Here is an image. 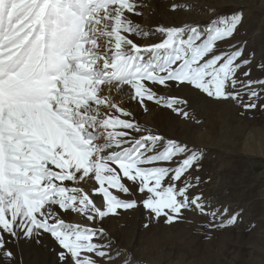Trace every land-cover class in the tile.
I'll list each match as a JSON object with an SVG mask.
<instances>
[{
    "label": "snow or ice",
    "instance_id": "6c2138e0",
    "mask_svg": "<svg viewBox=\"0 0 264 264\" xmlns=\"http://www.w3.org/2000/svg\"><path fill=\"white\" fill-rule=\"evenodd\" d=\"M145 8L149 0H0V264H25L22 244L46 257L39 264L122 255L132 264L104 227L130 212L144 228L188 211L207 216L210 230L237 222L238 212L192 191L203 153L123 105L192 119L187 98L161 94L188 88L241 115L264 110L255 54L231 43L243 12L146 27ZM72 214L91 226L68 222Z\"/></svg>",
    "mask_w": 264,
    "mask_h": 264
},
{
    "label": "rangeland",
    "instance_id": "374dc122",
    "mask_svg": "<svg viewBox=\"0 0 264 264\" xmlns=\"http://www.w3.org/2000/svg\"><path fill=\"white\" fill-rule=\"evenodd\" d=\"M149 3L151 8H145L139 20L146 27L166 22L156 9L170 14L173 25L203 24L217 15L242 10L243 20L231 43L243 44L246 54H255L251 78L264 79V71L256 67L264 64V0H149ZM173 3L181 7L170 11ZM196 4L210 7L209 11L215 9V13L207 10L194 13L192 5ZM161 94L187 98L193 118L174 115L151 102L147 113L134 102L126 99V103L141 124L150 118L154 125L150 127L203 153L200 170L192 171L193 177L201 178L193 193L202 192L213 207L238 212L239 217L234 225L210 230L203 226L208 223L207 216L188 211L182 222L166 224L161 220L144 228L140 213L130 212L119 220L104 223L114 247L124 250L132 264H264V110L241 115V109L231 104L209 103L188 88H173ZM76 215L72 214L68 222L74 223L81 217ZM21 249L25 264H39L46 259L23 244ZM123 259L122 255L118 264Z\"/></svg>",
    "mask_w": 264,
    "mask_h": 264
},
{
    "label": "bare ground",
    "instance_id": "6f19581e",
    "mask_svg": "<svg viewBox=\"0 0 264 264\" xmlns=\"http://www.w3.org/2000/svg\"><path fill=\"white\" fill-rule=\"evenodd\" d=\"M205 1H210V0H205ZM153 4V3H152ZM206 6V5H205ZM205 6H201V4L199 5V4H196V5H192V9H193V12L195 13V12H197V11H202V12H205L206 10H207V13H209L210 11H209V8L210 7H208V8H206ZM208 6V5H207ZM158 7V6H157ZM156 7V8H157ZM201 7V10H197V8H200ZM156 8H153V9H156ZM166 11H167V9H166ZM156 12H160L161 13V15L163 16V18H164V20H166V24L163 22V24H165V25H169V24H167V22H170V24H174V22H173V20H171L170 19V14H167L165 11H163V12H161V10L160 9H156ZM179 12V14H181L182 13V11H178ZM192 12V13H193ZM201 13V12H200ZM160 17V16H159ZM203 17V16H202ZM148 24H150V23H148ZM160 24H162V21H161V23ZM149 41L148 40H144V41H141V43H148ZM116 99L117 100H119L120 99V97L119 96H117L116 97ZM126 97H125V103H124V107H126V108H128L129 109V106H128V104L126 103ZM128 102V101H127ZM130 111H132L131 109H129ZM134 110V109H133ZM133 112V111H132ZM133 114H134V112H133ZM137 117V116H136ZM149 117V116H148ZM142 124H146V125H148V126H154V125H152V119H150V118H145V122H143L142 121ZM263 136H264V134H263ZM78 215V214H77ZM77 215H76V217H77ZM75 216V215H74ZM76 217H74L75 219H76ZM73 218V219H74ZM81 218V219H80ZM80 218H77V220H76V222H74V223H79V224H82V225H87V226H90L91 224L87 221V219H83L82 217H80ZM70 219V218H69ZM70 221V220H69ZM71 222V221H70ZM73 223V222H72ZM105 225V224H104ZM116 240V239H115ZM121 240V239H120Z\"/></svg>",
    "mask_w": 264,
    "mask_h": 264
}]
</instances>
